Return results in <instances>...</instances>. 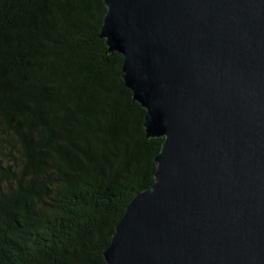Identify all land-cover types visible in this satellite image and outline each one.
Wrapping results in <instances>:
<instances>
[{"label": "water", "instance_id": "water-1", "mask_svg": "<svg viewBox=\"0 0 264 264\" xmlns=\"http://www.w3.org/2000/svg\"><path fill=\"white\" fill-rule=\"evenodd\" d=\"M100 37L164 138L106 264H264V0H103Z\"/></svg>", "mask_w": 264, "mask_h": 264}, {"label": "trees", "instance_id": "trees-1", "mask_svg": "<svg viewBox=\"0 0 264 264\" xmlns=\"http://www.w3.org/2000/svg\"><path fill=\"white\" fill-rule=\"evenodd\" d=\"M103 0H0V264H106L164 138L100 37Z\"/></svg>", "mask_w": 264, "mask_h": 264}, {"label": "rangeland", "instance_id": "rangeland-1", "mask_svg": "<svg viewBox=\"0 0 264 264\" xmlns=\"http://www.w3.org/2000/svg\"><path fill=\"white\" fill-rule=\"evenodd\" d=\"M7 148V143L4 141L3 133L0 130V154L2 151L6 150Z\"/></svg>", "mask_w": 264, "mask_h": 264}]
</instances>
